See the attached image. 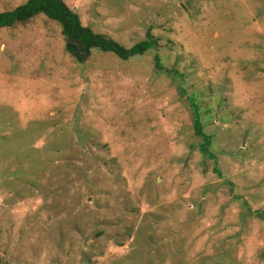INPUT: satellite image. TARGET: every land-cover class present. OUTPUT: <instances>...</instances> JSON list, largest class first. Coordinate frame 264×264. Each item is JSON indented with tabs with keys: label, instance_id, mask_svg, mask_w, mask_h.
<instances>
[{
	"label": "rangeland",
	"instance_id": "rangeland-1",
	"mask_svg": "<svg viewBox=\"0 0 264 264\" xmlns=\"http://www.w3.org/2000/svg\"><path fill=\"white\" fill-rule=\"evenodd\" d=\"M64 1L158 48L79 63L43 14L0 28V264H264V0Z\"/></svg>",
	"mask_w": 264,
	"mask_h": 264
},
{
	"label": "trees",
	"instance_id": "trees-1",
	"mask_svg": "<svg viewBox=\"0 0 264 264\" xmlns=\"http://www.w3.org/2000/svg\"><path fill=\"white\" fill-rule=\"evenodd\" d=\"M40 14L45 15L61 26L62 34L65 38V49L79 63L87 62L91 58L94 49L110 52L123 60H128L131 57L139 54L144 55L148 51L158 48V39L154 37L151 29L147 31L144 40L134 44L132 47H125L116 40L95 32L90 26L83 24L80 15L64 0H27L13 10L0 12V28L27 24ZM154 67L158 72L178 76L177 78L180 81L178 89L188 102L192 113L194 134L201 138L199 149L204 156L214 160V170L218 175H221L220 170L217 168L216 156L211 150L212 136L204 131L202 113L198 102L194 97L185 94L181 83L183 76L177 70L164 66L158 55L154 58ZM227 184L230 192H233V184L230 181ZM0 263H2L1 259Z\"/></svg>",
	"mask_w": 264,
	"mask_h": 264
}]
</instances>
